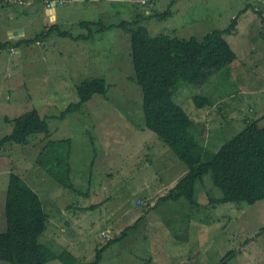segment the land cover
Listing matches in <instances>:
<instances>
[{"label":"rangeland","instance_id":"obj_1","mask_svg":"<svg viewBox=\"0 0 264 264\" xmlns=\"http://www.w3.org/2000/svg\"><path fill=\"white\" fill-rule=\"evenodd\" d=\"M167 9L171 14L155 15ZM151 12L139 23L152 35L182 38H202L238 15L236 32L225 35L237 62L212 70L201 84L179 78L174 99L211 152L248 119L260 117L264 125V0H0V41L10 38L8 28L34 39L14 51L0 47V138L13 129L8 117L33 107L50 125L49 135L38 134L28 144L8 142L0 150V231L13 170L43 198L50 220L40 239L57 252L68 248L91 261L107 240L103 230L119 235L130 226L99 264H261L264 200L211 203L222 191L207 173L196 185L197 205L184 197L156 204L188 166L146 127L129 32L117 26ZM54 23L72 36L57 30L36 40ZM99 76L107 80L106 94L95 93L61 118L79 100L78 84ZM198 89L212 95L211 108L196 106ZM91 204L97 206L81 209ZM146 207L153 208L144 213ZM228 252L234 254L225 258ZM49 264L64 262L54 258Z\"/></svg>","mask_w":264,"mask_h":264},{"label":"trees","instance_id":"obj_2","mask_svg":"<svg viewBox=\"0 0 264 264\" xmlns=\"http://www.w3.org/2000/svg\"><path fill=\"white\" fill-rule=\"evenodd\" d=\"M258 12L262 14V11ZM169 14L171 11L168 9L155 13L159 17ZM152 15L153 12L137 14L135 19L122 21L117 26L129 32L135 78L143 91L146 127L155 132L188 166L156 204L184 197L192 205H197L196 185L203 181L207 173L211 174L214 184L222 191L220 197L209 198L211 203L245 201L253 205L264 200V125L260 123V117L248 119L241 130L211 152L200 140L192 117L174 99L181 82L179 78L189 81L190 85L201 84L212 70H222L226 65L237 62L238 55L225 35L236 32L239 16H235L228 27L213 29L202 38L194 35L182 38L164 33L152 35L147 25L139 23ZM262 19L264 21V16ZM96 23L82 21L81 25ZM54 31L72 36L54 23L44 26L36 40ZM33 41V38L26 37L9 38L0 41V47L11 45L12 49L18 44ZM77 90L79 100L68 104L61 112V118L82 108L95 93L106 94L108 83L100 76L85 78L78 84ZM193 99L200 108L209 109L214 105L212 95L200 89ZM7 120L13 122V129L0 138V150L8 142L28 144L38 134H50L47 116L36 107ZM135 200L138 205L143 203L141 197L137 196ZM4 206L6 227L0 231V260L11 264H49L54 258H59L64 264H99L103 251L113 242L124 238L130 228L128 226L119 235L103 230L107 239L105 244L97 248L93 260L86 261L68 248L57 252L40 239L47 228L50 214L39 192L13 170L10 171ZM96 206L91 204L81 209L85 211ZM151 208L146 207L144 213ZM139 220L137 218L133 226ZM233 254L228 252L225 258Z\"/></svg>","mask_w":264,"mask_h":264},{"label":"crops","instance_id":"obj_3","mask_svg":"<svg viewBox=\"0 0 264 264\" xmlns=\"http://www.w3.org/2000/svg\"><path fill=\"white\" fill-rule=\"evenodd\" d=\"M54 11H55V9H54ZM12 29L14 30L15 28H8V30H9V36L8 37H13L14 38V34H13V36L11 35L12 33H11V31H12ZM140 197V196H139Z\"/></svg>","mask_w":264,"mask_h":264},{"label":"water","instance_id":"obj_4","mask_svg":"<svg viewBox=\"0 0 264 264\" xmlns=\"http://www.w3.org/2000/svg\"><path fill=\"white\" fill-rule=\"evenodd\" d=\"M52 10H53V9H52ZM22 30H23V29H22V28H20V31H22ZM14 32H15V36H14V37H17V38H18V37H19V35L17 34V31H16V29H15V31H14Z\"/></svg>","mask_w":264,"mask_h":264},{"label":"built area","instance_id":"obj_5","mask_svg":"<svg viewBox=\"0 0 264 264\" xmlns=\"http://www.w3.org/2000/svg\"><path fill=\"white\" fill-rule=\"evenodd\" d=\"M13 49V51H14V48H12ZM108 234V236L110 235L109 233H107Z\"/></svg>","mask_w":264,"mask_h":264}]
</instances>
